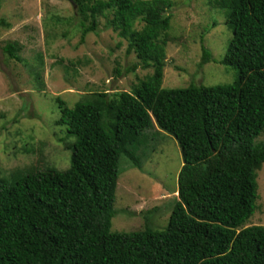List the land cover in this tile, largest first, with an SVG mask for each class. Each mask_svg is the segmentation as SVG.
Segmentation results:
<instances>
[{
    "label": "trees",
    "instance_id": "trees-1",
    "mask_svg": "<svg viewBox=\"0 0 264 264\" xmlns=\"http://www.w3.org/2000/svg\"><path fill=\"white\" fill-rule=\"evenodd\" d=\"M73 2L80 44L98 17H111L107 26L151 73L129 92L92 93L72 107L55 99L56 124L73 139L70 165L0 180V264H264V227H245L264 164V0H207L224 11L231 37L215 62L234 81L171 89L162 88L171 0ZM2 51L23 63L17 43ZM200 60L213 61L206 48ZM31 74L43 90L40 69ZM153 122L180 150L177 201L163 230L111 232L120 160L141 169Z\"/></svg>",
    "mask_w": 264,
    "mask_h": 264
},
{
    "label": "rangeland",
    "instance_id": "rangeland-1",
    "mask_svg": "<svg viewBox=\"0 0 264 264\" xmlns=\"http://www.w3.org/2000/svg\"><path fill=\"white\" fill-rule=\"evenodd\" d=\"M171 1L162 88L232 84L235 72L215 62L231 37L224 11L207 0ZM75 13L69 0H0V17L9 25L0 28V180L9 184L11 176L31 170L69 167L71 151L66 145L73 139L56 124L60 114L56 98L72 107L92 93L129 92L151 73L133 52L127 53L129 40L107 26L111 17H98L97 32L80 44ZM144 25L137 22L134 29ZM13 42L20 47L23 63L8 59L2 51ZM202 47L213 61L200 66ZM34 69L41 71L43 90L34 83ZM153 127L137 154L141 169L120 160L111 232L141 231L145 226L163 230L177 201L180 150L172 136L154 122ZM257 140L264 143V132ZM256 182L257 208L245 227H264V164Z\"/></svg>",
    "mask_w": 264,
    "mask_h": 264
},
{
    "label": "water",
    "instance_id": "water-1",
    "mask_svg": "<svg viewBox=\"0 0 264 264\" xmlns=\"http://www.w3.org/2000/svg\"><path fill=\"white\" fill-rule=\"evenodd\" d=\"M69 1L73 5V7L75 8L74 2L72 0H69Z\"/></svg>",
    "mask_w": 264,
    "mask_h": 264
}]
</instances>
